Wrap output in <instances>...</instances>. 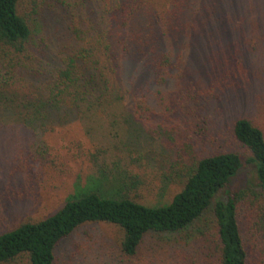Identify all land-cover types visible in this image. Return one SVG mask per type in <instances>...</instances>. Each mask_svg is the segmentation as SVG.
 Here are the masks:
<instances>
[{
    "label": "trees",
    "instance_id": "trees-1",
    "mask_svg": "<svg viewBox=\"0 0 264 264\" xmlns=\"http://www.w3.org/2000/svg\"><path fill=\"white\" fill-rule=\"evenodd\" d=\"M218 7L221 0H0V118L15 119L36 139L31 163L19 164L21 174L34 179L57 163L43 141L48 130L106 104L126 106L129 122L153 134L170 112L174 124L163 128L191 125L195 139L198 126L208 123L201 104L218 68L210 72L191 57L196 50L201 59L206 41L215 40L214 27L206 26ZM49 10L60 16L54 20L64 31L42 44L46 37L36 30ZM233 135L248 153L221 150L196 158L168 202L131 197L128 192L144 181L135 172L114 177L108 191L80 187L46 217L0 232V264H57L65 240L100 222L118 226L123 264H135L150 233L185 231V239L201 245V264H264V131L240 117ZM75 145L79 157L86 156L83 142ZM245 168L255 170L258 190L229 187ZM227 187V198L215 200Z\"/></svg>",
    "mask_w": 264,
    "mask_h": 264
},
{
    "label": "rangeland",
    "instance_id": "rangeland-1",
    "mask_svg": "<svg viewBox=\"0 0 264 264\" xmlns=\"http://www.w3.org/2000/svg\"><path fill=\"white\" fill-rule=\"evenodd\" d=\"M221 3L223 7L215 10L213 19L209 18L212 23L206 26L214 27L215 40L206 41L201 59L194 47L191 52V60L201 68L206 64L210 72L212 67L218 68L214 88L201 104L208 123L204 129L198 126L201 133L195 139L191 125L176 131L163 128L174 124L176 116L170 112L153 134L138 121L135 125L129 122L132 113L126 106L106 104L84 112L78 121L48 130L43 141L58 155V161L27 179L18 167L27 158L31 163L36 139L15 119L0 118V232L24 220L46 217L82 186L102 185L105 191L111 190L116 186L114 177L130 172L144 178L137 189L128 192L131 197L150 205L168 202L181 189L196 158L221 150L248 153L234 138L233 125L246 117L264 131V0ZM57 18L60 16L49 10L42 19L36 30L37 37H46L42 44L62 36L64 28L55 22ZM206 87L210 89L211 84ZM77 140L83 142L84 157H79ZM179 142L185 145L180 154ZM93 178L100 182H92ZM258 186L255 170L245 168L229 187L255 191ZM229 187L215 200L226 199ZM188 233H150L134 263L201 264V245L185 239ZM119 235L114 224L87 223L61 244L57 264H123Z\"/></svg>",
    "mask_w": 264,
    "mask_h": 264
}]
</instances>
